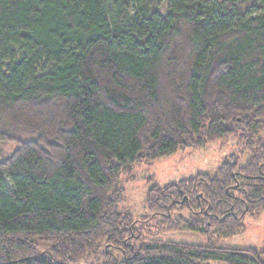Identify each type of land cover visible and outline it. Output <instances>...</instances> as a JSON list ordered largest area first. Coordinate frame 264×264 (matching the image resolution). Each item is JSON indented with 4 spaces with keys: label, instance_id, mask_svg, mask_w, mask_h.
I'll return each instance as SVG.
<instances>
[{
    "label": "trees",
    "instance_id": "1",
    "mask_svg": "<svg viewBox=\"0 0 264 264\" xmlns=\"http://www.w3.org/2000/svg\"><path fill=\"white\" fill-rule=\"evenodd\" d=\"M233 137L243 164L147 193L160 225L208 244L129 243L121 176ZM1 142L18 148L0 160V264H83L103 245L124 264H264V247L218 245L264 212V0H0Z\"/></svg>",
    "mask_w": 264,
    "mask_h": 264
},
{
    "label": "rangeland",
    "instance_id": "2",
    "mask_svg": "<svg viewBox=\"0 0 264 264\" xmlns=\"http://www.w3.org/2000/svg\"><path fill=\"white\" fill-rule=\"evenodd\" d=\"M222 1V0H219ZM158 9L166 14L168 11L167 1L162 2ZM242 134L244 131L238 130ZM34 136L22 135V141L34 140ZM245 140L233 137L224 141L208 143L202 148L186 147L174 154L156 159L153 162H137L132 170V175H122L117 187L124 190L123 200L119 205L120 212L131 215L134 228V236L129 243L136 248L144 244H152L156 240L184 241L196 244H208L207 239L199 232L188 231L185 228L178 230H169L167 226L160 225L161 215H155L148 207L147 193L148 189L157 184L165 187L173 182L193 177L199 173H214L224 161L232 154L240 157L243 164L249 153L245 150ZM0 160L11 156L18 148L15 142L0 143ZM234 195L237 193L234 191ZM194 213L178 205L172 212L174 219L184 217L190 219ZM244 231L237 232L228 237L222 238L218 245L222 247L234 248H255L264 247V212L254 216H245L242 220ZM212 230L215 228L212 227ZM40 249H47L49 246L40 242ZM104 250L105 253H104ZM109 254H107V253ZM124 255L121 250L112 247H103L96 253H91L83 258V264H124Z\"/></svg>",
    "mask_w": 264,
    "mask_h": 264
}]
</instances>
